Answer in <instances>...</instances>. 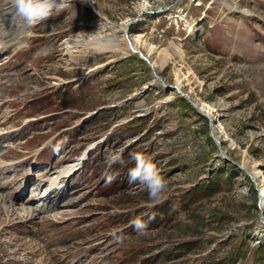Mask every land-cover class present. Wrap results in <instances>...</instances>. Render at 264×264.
<instances>
[{
	"label": "rangeland",
	"instance_id": "obj_1",
	"mask_svg": "<svg viewBox=\"0 0 264 264\" xmlns=\"http://www.w3.org/2000/svg\"><path fill=\"white\" fill-rule=\"evenodd\" d=\"M144 1L67 0L61 11L25 27L13 19L12 0H0L10 9L0 15V44L10 46L0 70L17 62L0 71V132L24 129L17 141H4V152L14 142L20 146L10 147L0 163L30 161L2 201L11 204L12 195L27 190L32 170L54 160V168L78 162L91 142L100 141L75 176L92 183L94 193L84 189L90 193L84 202L75 195L79 185L88 186L66 185L64 178L62 188L49 194L60 188L66 194L62 205L53 202L67 208L51 218L56 222L37 217L9 224L13 216L0 217V264H71L89 253L83 264H264V0H147L150 10L131 35H148L155 54L147 58L145 48L131 55L64 50L75 35L93 30L91 36H104V23L121 27L137 18ZM171 42L184 55L170 50L167 69L154 68ZM179 71L186 81L182 89ZM190 87L218 118L199 110ZM117 151L124 163L112 165V177L122 174L113 189V178L106 181L103 172L106 156ZM134 151L161 170L166 188L157 200L129 183ZM245 160L260 163L259 180L245 169ZM16 167L22 171V164ZM67 168L51 176L66 175ZM196 191L201 200L184 209L182 197ZM135 217L147 223L145 235L131 225ZM50 226L52 234L69 235L63 246L52 245L43 233ZM31 229L43 233V241L35 242ZM114 229L121 241L111 235Z\"/></svg>",
	"mask_w": 264,
	"mask_h": 264
},
{
	"label": "bare ground",
	"instance_id": "obj_2",
	"mask_svg": "<svg viewBox=\"0 0 264 264\" xmlns=\"http://www.w3.org/2000/svg\"><path fill=\"white\" fill-rule=\"evenodd\" d=\"M0 5H1L0 6V15L1 16L4 15L6 17L8 15V13L6 11L10 10V9H5L4 6H6L8 4L4 3L2 5V3H0ZM148 6H149L148 1L145 0L141 4V6L139 7V9H140L139 10V16L135 19H127L125 22L122 23L121 27H117V26H113V25H109V24L104 23L102 25V27L104 30L108 31V33L104 36H102V34H101L102 31L99 32L98 34H96L95 36H91V33L93 32V30H90V32H89L90 35H88L87 33H80L79 35L73 36L65 44L66 46L64 47L65 48L64 50H67V53H69V54L79 53V54L84 55V54H88L90 51V52H92V55L103 54L104 52H111L112 55L113 54L118 55L121 53H129V54L134 53V52H141L142 53L143 48H145L146 57L148 58V56L155 54V52L157 51V48L152 43H150L149 38L147 37L148 35H144L143 33L131 35V29H132V26L134 25V23L135 22L136 23L142 22V20L144 19L143 16L146 13H148L147 11L150 10L148 8ZM3 10H5V11H3ZM95 26H98V25L94 24L93 28H91V29H94ZM128 28H129V31H128ZM121 30H122L123 34L118 35V32ZM70 42L72 45L70 44ZM0 43H2V42H0ZM69 45H71V46H69ZM9 47L1 46V44H0V60H2L4 58V55L8 52L7 49ZM169 48H166L162 51H159L160 57L158 56L159 57L158 62H155L153 64L154 68H157L158 70H161V71L162 70L165 71V69H167L166 67H167L168 62L173 59V54L170 52V50H174V52L176 54H179V56L184 55V52L181 51L180 49H177L173 45L172 42L169 44ZM71 49L77 50V51H72ZM83 55L76 56V58L78 59L80 57H83ZM142 55L144 56L143 58L146 59L145 54L143 53ZM159 72H157V75L155 76V78L158 77L157 81H160L162 79L158 75ZM175 75L177 77V83L176 84L179 88L182 89L183 86H185V84H186L185 78H183L181 76L180 71L176 72ZM188 95H191L192 97H194L193 100L198 104V106H199L198 108L201 112H203L204 114L208 113L212 120H215L216 118H218V114L216 113V111L214 112V110L206 102H204L200 98L196 97L193 87L189 88ZM0 108H1V104H0ZM214 114H216L215 117H214ZM0 125H1V123H0ZM220 125H222V123L221 124L217 123V125L215 126L216 130H217L216 134H218L220 132V130L222 129V128L220 129V127H219ZM11 133H14V132L13 131H10V133L8 131L0 132V147L3 145L2 141L9 139V141L13 142L14 140H16L17 137H13ZM14 144H15V146H13ZM18 145L20 146V143L14 142L10 147H13L15 149V147ZM6 147L7 146H4V148H6ZM10 147H9V150L7 152H4V150L0 151V156H3L6 153H8L10 151ZM81 159H83V158L81 157L78 160V162L76 161V163L74 165L68 166L69 168H67V171L65 172L66 175H61V173L60 174L57 173V174H55L57 176H54V175L51 176L55 172H62L61 170H56L53 167L47 168V169L43 168L40 171H38V170L32 171L30 173L28 181H27V185H28L27 189L28 190H26V191H28V197L24 198V194H20L19 196L12 195L11 197H12L13 203H11V204H8L7 201L6 202L2 201V199H1L2 197H0V204L2 203V205H0V217L1 216L3 217L4 214H7L4 216H6L8 218L10 216L11 217L13 216V219L8 222L9 224L21 222L24 220L26 221L29 219L33 220V219H37V217L40 219L43 218L45 220H52V221L56 222L58 219L53 220L51 218L52 217L55 218L56 215L58 217H62L61 213L64 212L62 210H67V208L61 209L60 207H57V205L53 204V202L55 199H57L60 201V205H62V202L67 200L65 198L66 194H64L63 191H60L62 188V185H64V183H63L64 178L69 177V179L66 180V182H65L66 185H72L73 187L78 186L77 183H75V182L73 183V182L69 181L72 178V176L74 175L71 173V175L69 176V174H70V172H73V171L81 168ZM25 160L26 161L24 164H23L24 160H21L18 163L14 162L11 165L9 163L6 164L4 162H3L4 164L0 163L1 164L0 165V195L9 196V193H11V191H9V190H11V188L14 186L17 179L21 177V176H18L19 172H23L25 170L26 165L30 164V161H27V158ZM17 164H22V166H23L22 171L16 167ZM77 166H79V167L77 168ZM243 166L245 167L246 170L248 168H249V170H252V171H250L253 175L252 177L256 178V180H259V178L261 176H260V171L258 169L260 167V163L258 161L246 162V160H245ZM37 167H38V165H37ZM3 169H6V171L3 172ZM12 171L15 172L14 177H12L10 175V173H12ZM16 172H18L17 177H16ZM51 177H53V178H51ZM47 186H49V187H47ZM59 186L61 187L59 189V192H57L54 196H49V194L53 195L55 190L58 191ZM79 187L81 188L80 189L81 192H79L77 195H75V197L78 196L79 200L83 201L86 197H88V195L90 193L85 195L83 191L86 188H83L80 185H79ZM37 200H39L38 202H41V204H39L38 206L35 205ZM19 204H21L20 208L14 207V206H17ZM262 206L264 207V197L262 200ZM1 218H0V222L2 220H3V222H5V219H1ZM70 218H71L70 216L64 217V219H66V220H69ZM71 220H75V219L71 218ZM52 226H54V225H52ZM52 226L46 228L43 233L48 236L50 243L52 245L63 246V243L66 242L67 240H69V238L66 239L69 235L67 236L64 234H60L57 231H56L57 234H52L55 231L54 229H52ZM43 233H39V232L31 229V234H32L33 240L35 242L43 241V239H44ZM89 249H86V251L88 250V252H89ZM44 253H47V251H43V254ZM78 254H79V251H77L74 256H76ZM90 255L91 254L89 253V257L91 259ZM72 256L73 255L68 256L66 258V260H68V258L72 257ZM89 257H87V256L84 257L83 254H81L80 256H77L75 259H73L71 264H79V262H80V264H83L84 262H88ZM63 264H65V263H63Z\"/></svg>",
	"mask_w": 264,
	"mask_h": 264
},
{
	"label": "clouds",
	"instance_id": "obj_3",
	"mask_svg": "<svg viewBox=\"0 0 264 264\" xmlns=\"http://www.w3.org/2000/svg\"><path fill=\"white\" fill-rule=\"evenodd\" d=\"M67 0H12L13 19L19 21L25 27H30L48 19L55 12H59L66 7ZM134 166L128 170L129 183L139 184L148 192L149 199L157 200L166 188L165 179L161 170L153 162L152 158L143 152L134 151L129 154ZM108 168L105 175L109 181L112 180L110 169L116 163L123 164L122 152L109 153L106 156ZM139 235H145L147 223L141 217H135L130 222ZM111 235L117 241L122 240L117 230H113Z\"/></svg>",
	"mask_w": 264,
	"mask_h": 264
},
{
	"label": "trees",
	"instance_id": "obj_4",
	"mask_svg": "<svg viewBox=\"0 0 264 264\" xmlns=\"http://www.w3.org/2000/svg\"><path fill=\"white\" fill-rule=\"evenodd\" d=\"M132 131L136 132L137 130L132 129ZM197 191H199V190H197ZM196 192L192 193L188 198H186V195L182 197V204H183L184 209H186V210L188 209V207H186L187 204H190V206H191V205L195 204L196 202H199V200H201V196H199L198 192L197 193ZM180 248H182V250L188 249L187 246H181ZM181 253H183V252H180V254Z\"/></svg>",
	"mask_w": 264,
	"mask_h": 264
},
{
	"label": "water",
	"instance_id": "obj_5",
	"mask_svg": "<svg viewBox=\"0 0 264 264\" xmlns=\"http://www.w3.org/2000/svg\"><path fill=\"white\" fill-rule=\"evenodd\" d=\"M142 55V54H141ZM142 57H144L143 55H142Z\"/></svg>",
	"mask_w": 264,
	"mask_h": 264
}]
</instances>
